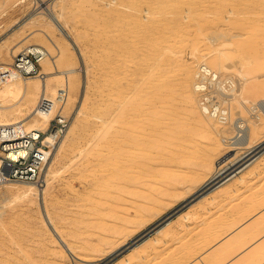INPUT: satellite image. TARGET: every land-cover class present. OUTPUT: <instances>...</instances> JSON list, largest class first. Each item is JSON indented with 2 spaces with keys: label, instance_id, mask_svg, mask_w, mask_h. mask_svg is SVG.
Instances as JSON below:
<instances>
[{
  "label": "rangeland",
  "instance_id": "rangeland-1",
  "mask_svg": "<svg viewBox=\"0 0 264 264\" xmlns=\"http://www.w3.org/2000/svg\"><path fill=\"white\" fill-rule=\"evenodd\" d=\"M40 1L44 2L43 7L52 2L51 0ZM60 4L55 6V10L57 11L56 13L61 12L60 23L62 30L49 22L44 14L45 10L40 7L38 0H26L21 3L20 0H0V67L12 65L13 59L17 54L28 46L36 45L43 47L52 55L58 70L76 69L71 78L72 92L65 106L62 107L60 103L54 102L58 104L56 113L61 112L67 123L61 132L63 136L60 148L43 171L44 174L42 172V179H48L49 183L46 189V200H43V198L39 200L37 196H33L31 201H25L17 192V188L25 187L20 184L21 182L13 181L11 186L8 187L0 184V264H112L116 261L118 264H124L125 255L138 242L126 245L122 249L117 250V253L115 251L110 255L109 253L122 243L128 242V239L134 237L137 233L139 234L136 241H141L139 239L142 238L143 240L145 237L155 234L157 230L165 225L167 226L169 221L173 220L177 214L187 211V208L194 204L196 199L201 198L200 195L190 201L194 197L191 198L190 196L192 193L198 192V189L208 177L200 176L201 178L199 177L197 180L192 181L190 176L194 167L170 162L171 157L176 156L177 152H168L170 156L168 153L163 152L165 154L160 153L159 156L157 155L158 157H155L153 152L148 154V156L150 155L148 159L153 162L148 160L150 173L147 177L149 181L147 183L149 184L146 185V188L148 189L149 187L148 195L152 199L149 212L145 218L133 221L132 227H130L132 230L128 229L129 231L125 230V232L118 234L111 233V230L108 231L109 225L120 224L121 221L116 216L114 217L108 213V216L107 214L102 215V219L95 215L96 213L91 214L99 203L105 205L103 208L109 206L107 200L103 198L107 194L104 192L112 190L107 185L114 180V177L111 176L116 168V161L113 160H115L117 152H114V150L119 145V136L123 135L121 133H126V120L122 117V113L128 112V102L134 101V98L142 97L152 102L157 95L155 94L156 91L164 86L173 84L169 88L173 89L174 93L162 105L157 104L158 107H163L165 104V106H168L163 107L165 109L164 115L160 114L159 116L165 119L166 127H173L174 134H172V131L169 132L171 138L193 136L192 138L196 142H200V144L197 143L198 148H209L210 142H212L209 137L216 140L218 138L221 146L215 152H211L213 162L222 159L225 155L229 156V159L239 157L247 151L256 149L257 146L256 152L263 150L264 121L262 120L264 117L261 115L260 121L257 120L256 115L258 112L256 113L253 110V106L255 101L264 96V0H64L62 5ZM33 12L37 13V15L36 19L31 23L18 28L15 26L16 22L23 21L25 17ZM141 13L142 15H140ZM136 19L140 22H135ZM141 19L143 20L141 21ZM161 27H164L165 31ZM130 32L132 33L130 34ZM219 33H224L225 39L227 38L228 40L225 46L227 69L220 71L219 74L223 79H229L235 85L233 86V84L230 85L229 83L228 87L224 85V91L216 87L218 97L215 96L216 94L213 95L214 98L221 99L222 104H226L228 109L226 114L228 119L230 118L227 121L229 124L222 121V124L218 125L215 123L217 118L213 117L215 119L213 121V119L203 116L199 110L197 94L194 93L195 110L197 114H200H198V117L208 124L206 126L203 123L207 129H210L208 131L211 134L209 133L207 136V133L204 134L199 128L191 127L189 122L184 120L186 118L182 114L186 111L181 94V81L180 83L177 81L181 80L179 75H181L180 71L183 69L182 65L191 64L195 72L200 64L199 62L204 60L205 57L207 61H209V58L211 60L210 54L206 53L217 48L218 44L216 42L213 44L212 38L219 35ZM129 34L130 37L128 36ZM140 34L141 37L139 36ZM131 35H135L133 36L134 38ZM147 36L150 37L148 38ZM137 37L139 39L143 37L139 41L141 43L138 42L139 39ZM208 38L211 39L209 40ZM130 41H133V43ZM149 41L151 44H148ZM142 42H146L148 46H145L146 44L144 45ZM134 44L137 45V48ZM143 47L145 48L143 49ZM123 49L126 51H123V53L125 52L124 54L121 53ZM205 54L206 56H203ZM122 55H124L123 58ZM126 55L131 56V58L126 57ZM124 57L127 58L131 66H127L129 63L126 60L127 64L123 61ZM140 57L143 58L142 63V58ZM159 57H161L160 61L165 64L161 62L158 64ZM137 58L140 59V62H138ZM116 60L118 62L121 60V63L116 62ZM133 60L134 62L138 61L133 63ZM149 60L153 62H150V64ZM115 63L122 64L121 68L124 70L120 69V65L118 66ZM112 64L114 65L112 66ZM114 66L117 67L114 68ZM140 66L147 68L143 67L142 69ZM49 67H51V64ZM128 67L131 69H128ZM162 68L164 69L162 70ZM212 68L215 67L212 66ZM215 70L217 71L216 68ZM139 75H141V78L138 77ZM157 75H160V79H158ZM168 76L172 78L171 81ZM166 77L169 79H166ZM130 78L133 83H131ZM146 78L148 79L146 80ZM150 78L154 80H150ZM192 78L194 79V77ZM120 79L121 81H119ZM155 79L161 80L159 82L161 86L155 82ZM193 79L190 81L191 90ZM147 81L148 83H146ZM164 82L168 83V85ZM163 83L164 85H162ZM122 84L125 90H123V86L121 89ZM147 84L152 87L155 86L154 89L151 87L152 90H148L150 86ZM150 91L154 95H151ZM254 93L257 96H254ZM14 95L15 93L10 91L0 81V104L6 103ZM148 97H151V100ZM146 99L145 101H147ZM14 100L8 103H13ZM36 104L37 102L30 104L29 107L24 108L21 112L15 108L10 109L6 112L7 116L3 119L10 120L24 117L31 112ZM80 104H83L86 109L80 108L83 107ZM117 106L120 107L118 108ZM173 108L176 109L174 110ZM76 109L81 111H75ZM176 115H180V117ZM238 121L245 122L250 127H253L254 123L263 122V124L258 125L259 129L257 128L254 132L251 149H239L235 148L236 145L231 144L234 140L231 137L236 134L234 123ZM106 122L108 123L106 124ZM120 125H124L125 128ZM24 126L33 128L34 125L28 122ZM192 129L194 130L192 131ZM183 134L187 136H183ZM204 138L205 140L207 139L206 142ZM221 139H225L227 145ZM112 141L115 143L113 144ZM116 144L117 146H115ZM112 148L116 149L113 150ZM155 153L157 154V152ZM184 153L186 155L190 154L192 158L205 152H200L199 154L198 152H194V154L193 152H181V154ZM161 155L164 156H162V159L160 158ZM113 157L114 159H112ZM193 161L196 160L194 159ZM152 166L153 169L154 167L156 169L153 170ZM249 170L252 171L248 172ZM109 175L112 179L109 178ZM207 176H210V174ZM240 177V180L236 179L238 182L262 179L264 177V156L258 161L255 168L250 167L242 171ZM213 186L211 185L209 189ZM236 194L234 196L239 195V189ZM215 211L213 210V212ZM188 218L189 221L191 220L192 226L184 228L185 220L181 218L179 226L176 225L170 230L174 233H171V239L169 238L168 242L165 243L166 245L164 244L160 249H157L156 252L159 251L160 256L154 251L156 255L154 252L150 253L145 262L137 263L135 261L133 263L183 264L184 258L189 257L192 252L184 241H181L178 248H174L176 239L174 236L177 234L174 230H178L181 234L184 230V232L186 231L185 234H187L194 225L197 226L200 223L198 215L196 216L197 219L193 220L188 214ZM101 220L102 222H107V224L105 222V224L102 223ZM168 230H164L163 233ZM63 244L72 247V255L65 251L67 248ZM95 247L98 248L96 249ZM103 251L104 253H101ZM177 251L180 252V255H178L180 259H177ZM62 253L64 254L62 255ZM85 258L86 260H84ZM174 259L176 260L173 261Z\"/></svg>",
  "mask_w": 264,
  "mask_h": 264
},
{
  "label": "bare ground",
  "instance_id": "bare-ground-1",
  "mask_svg": "<svg viewBox=\"0 0 264 264\" xmlns=\"http://www.w3.org/2000/svg\"><path fill=\"white\" fill-rule=\"evenodd\" d=\"M26 0H20V3L21 2H25ZM40 2V7L45 10L44 11V14L46 16V18H48L49 22L51 24H53L55 27L59 28L62 30V25L60 23V17H61V12L60 13H56L57 11L55 10V6H59L58 4L61 3L60 5H62L63 1L64 0H51L52 2L47 6L43 7V4L44 2H41L40 0H38ZM39 7V8H40ZM46 12V13H45ZM147 12V11H146ZM145 12V13H146ZM64 13V11H63ZM147 14V13H146ZM36 15L37 13L33 12V13H30L27 17H25V19L23 21H19V22H16L15 26L18 28V27H22L24 25H27L28 23H31L34 19H36ZM142 15V13L140 14ZM144 17V16H143ZM146 17V16H145ZM63 18V17H62ZM132 18V17H131ZM141 18V17H140ZM139 19V17H138ZM145 19V18H143ZM141 19V21L143 20ZM138 20L136 19L135 22H137ZM140 22V21H138ZM134 24V23H133ZM132 24V25H133ZM141 24V23H140ZM142 25V24H141ZM149 25V24H148ZM139 26V24H138ZM67 27V26H66ZM131 27V26H130ZM144 27V25H143ZM142 27V28H143ZM146 27V26H145ZM138 28V27H137ZM141 28V27H139ZM161 28H164V27H161ZM167 28V27H166ZM146 29V28H145ZM149 29V28H148ZM130 30V29H129ZM144 30V29H142ZM147 30V29H146ZM151 30V29H150ZM157 30V29H156ZM162 30V29H161ZM159 30V31H161ZM131 31V30H130ZM136 31V30H135ZM164 31H165V28H164ZM125 32V31H124ZM138 32V31H137ZM136 32V33H137ZM162 32V31H161ZM127 33V31H126ZM132 32H130L131 34ZM134 33V32H133ZM145 33V32H144ZM130 34L128 35L130 37ZM143 34V33H142ZM157 34H158V31H157ZM163 35V34H162ZM132 36V35H131ZM135 36V35H133ZM132 36V37H133ZM141 37V34L139 35ZM144 36V35H143ZM155 36V35H154ZM159 36V35H158ZM161 36V34H160ZM131 37V38H132ZM148 37V36H147ZM150 37V36H149ZM148 37V38H149ZM165 37V36H164ZM127 38V36H126ZM134 38V37H133ZM132 38V39H133ZM138 38V37H137ZM143 38V37H142ZM142 38H138V42L141 41ZM148 38H146L148 40ZM155 38V37H154ZM136 39V37H135ZM209 39V38H208ZM211 39V38H210ZM209 39V40H210ZM121 40V39H120ZM144 40V39H143ZM142 40V41H143ZM161 40V38H160ZM159 40V41H160ZM227 38L225 39V34L224 33H219V35H217L216 37H213L212 38V41H213V44L216 42V44H218L217 48L216 49H213L211 52L209 53H206V54H210L209 56H211V60L209 58V61H207L205 58L204 60H202L201 62H199L200 64L197 66L195 72L193 71V67L191 64H186V65H182L183 69L180 71L181 72V80L177 81L180 83L181 81V94H182V98H183V102H184V109H185V113L182 114V115H185L184 119L185 121L189 122V124L191 125V127H194L196 129H200L202 131V133L206 134L207 133V136L208 134L210 133L208 130L210 129H207L205 127L208 126V124H206L204 121H202V119H199L198 117V114L195 110V103H194V93L197 94V98H198V106H199V110L201 112V114L203 116H205L206 118H211L213 119V117L211 115H206L204 114V111H202V107L200 106V97L198 96V92L197 90L199 88H201L202 86L200 85V82L198 80V76L201 74V68L211 74H214V76L216 78L219 77V80H216L215 83H214V86L215 87H218V88H223L222 87V84L223 82H227L229 83L230 85L233 84V82L229 79H223L221 76H220V71L222 70H226L227 69V66H226V55H225V46L226 44L228 43V40ZM125 41V39H124ZM146 41V40H145ZM151 41V40H150ZM148 42V44L151 42ZM158 41V40H157ZM156 41V42H157ZM162 41V40H161ZM133 43V41H130ZM166 42V41H164ZM141 43V42H139ZM143 43V42H142ZM131 44V43H130ZM145 46H148V44L145 42L143 43ZM142 44V46H144ZM156 44V43H155ZM158 44V43H157ZM137 48V45L134 44ZM133 45V46H134ZM164 45V44H162ZM141 46V45H140ZM141 46V47H142ZM156 46V45H155ZM43 48V47H42ZM145 47H143L144 49ZM154 48V47H153ZM213 48V47H212ZM130 49V48H128ZM141 49V48H140ZM132 50H133V47H132ZM146 50V49H145ZM151 50V49H150ZM157 50V49H156ZM160 50V49H159ZM123 51H125L124 49L122 50L121 53H123ZM135 51L137 52V50L135 49ZM154 51V50H153ZM166 51V50H165ZM164 51V53H165ZM47 54L46 56L41 60L40 62V66H41V69H40V73L38 76L36 77H32V78H23L21 79L20 77V74L18 71L15 70V68L12 66V65H8V66H1L0 67V81L3 82L4 85L7 86V88L10 90V91H13V93H15V95L13 97H11L6 103L4 104H0V126L1 125H13V124H26L28 122H31L33 126V128H29V129H34V130H46L47 128V124L49 123V121L55 116H59L61 114V112H58L56 113V107L58 106V104H55V103H60L61 106H65L66 102H67V99L68 97L70 96L71 94V78H72V75L76 72V69L75 68H67V69H64V70H58L57 69V66L55 64V61L52 57V55L46 51ZM126 52V51H125ZM124 52V53H125ZM150 52V51H149ZM213 52V53H212ZM120 53V52H119ZM123 53V54H124ZM203 53V52H202ZM10 54V53H9ZM129 54V53H128ZM141 54V52H140ZM147 54H148V51H147ZM193 54H195L193 52ZM203 55V56H206ZM132 55H134L132 53ZM143 55V54H142ZM154 55V54H153ZM158 55V54H157ZM124 55H122V58H123ZM128 55H126L127 57ZM144 56V55H143ZM142 56V57H143ZM146 56V54H145ZM156 56V54H155ZM159 56V55H158ZM162 56V55H160ZM164 56V54H163ZM193 56V55H192ZM208 56V57H209ZM107 57V56H106ZM105 57V58H106ZM124 57L123 61L126 63H129L127 64V66H131L130 62H128L127 58ZM134 57V56H133ZM140 57V58H142ZM153 57V56H152ZM202 57V56H201ZM9 58V57H8ZM120 58V56H119ZM126 58V59H125ZM128 58H131V56ZM160 58L159 57V63L160 64ZM109 59V58H108ZM107 59V61H108ZM134 59V58H133ZM138 62H140V59L137 58ZM151 59V58H150ZM157 59V58H156ZM166 59V57H165ZM126 60V61H125ZM146 60V59H144ZM153 60V58H152ZM122 61V62H123ZM136 61V62H137ZM148 61V60H147ZM146 61V62H147ZM154 61V60H153ZM152 61V62H153ZM156 61V60H155ZM165 61V60H164ZM183 61V60H182ZM192 61V60H191ZM195 61V60H194ZM104 62V61H103ZM115 62V61H114ZM116 62H118L116 60ZM132 62V61H131ZM134 62L133 60V63H136ZM143 62V58H142V61L141 63ZM151 61L149 60V63ZM151 62V63H152ZM157 62V61H156ZM155 62V63H156ZM189 62V61H188ZM118 63H121V60L120 62ZM124 64V66H126ZM145 63V61H144ZM150 63V64H151ZM161 63H164V62H161ZM168 63V62H166ZM197 63V62H196ZM51 64V67H49ZM104 64V63H103ZM116 64V63H115ZM165 64V63H164ZM184 64V63H183ZM192 64H194L192 62ZM107 65V63H106ZM114 64H112L113 66ZM116 65H120V64H116ZM122 65V64H121ZM121 65L119 66L120 69L121 68ZM154 65V64H153ZM170 65H172L170 63ZM169 65V67H170ZM196 65V64H195ZM109 66V65H107ZM123 66V68H124ZM147 66V65H146ZM164 66V65H163ZM174 66V64H173ZM215 67L217 69V71L215 70V68H212ZM117 66H114V68H116ZM141 67V66H140ZM144 67V66H143ZM143 67H141L143 69ZM149 67V66H148ZM154 67V66H153ZM156 67V66H155ZM166 67V66H165ZM169 67H166V68H169ZM109 68V67H108ZM130 67H128L129 69ZM144 68H147V67H144ZM151 68V67H150ZM157 68V67H156ZM161 68V67H160ZM131 69V68H130ZM164 68H162L163 70ZM113 70V69H112ZM124 70V69H122ZM156 70V69H155ZM111 71V70H110ZM148 71V70H146ZM145 71V73H146ZM159 71V70H158ZM175 71V70H174ZM172 71V72H174ZM219 71V72H218ZM114 72V71H113ZM125 72V71H124ZM127 72V71H126ZM155 72V71H154ZM161 72V70H160ZM163 72V71H162ZM128 73H129V70H128ZM127 73V74H128ZM158 73V72H156ZM165 73V72H164ZM133 74V73H132ZM142 74V73H140ZM148 74V73H147ZM166 74V73H165ZM164 74V75H165ZM171 74V72H170ZM169 74V76H171ZM175 74V73H173ZM179 74V73H178ZM108 75V74H107ZM110 75V74H109ZM125 75V74H124ZM130 75V74H129ZM134 75V74H133ZM146 75V74H145ZM143 75V76H145ZM162 75V76H164ZM126 76V75H125ZM128 76V75H127ZM141 75H139L138 77H140ZM156 76V75H155ZM158 77L160 75H157ZM166 76V75H165ZM168 76V77H169ZM175 77V75H173ZM178 76V75H177ZM178 76V77H179ZM118 77V76H117ZM132 77V75H131ZM146 77V76H145ZM168 77H166V79H169ZM172 77V76H171ZM194 77V79L192 78ZM127 78V77H126ZM141 78V77H140ZM144 78V77H143ZM142 78V80H143ZM162 78V77H161ZM173 78V77H172ZM170 78L169 80L171 81ZM124 79V78H123ZM131 79V78H130ZM133 79H136V78H133ZM138 79V78H137ZM136 79V80H137ZM145 79V78H144ZM148 78H146L147 80ZM160 79V77L158 78ZM157 79V80H158ZM164 79V78H163ZM165 79V80H166ZM177 79V78H176ZM191 79H193V83H192V90H191V85H190V81ZM125 80V79H124ZM127 80V79H126ZM145 80V81H146ZM150 80H154V79H151ZM156 80V79H155ZM155 81L156 83H159L160 81ZM164 80V81H165ZM121 81V79L119 80ZM149 81V80H148ZM148 81L146 83H148ZM174 81V80H173ZM141 82V81H140ZM139 82V83H140ZM175 82V81H174ZM91 83V82H90ZM123 83V82H122ZM125 83V81H124ZM131 83L132 82V79H131ZM138 83V82H137ZM150 83V81H149ZM154 83V82H153ZM165 83V82H164ZM164 83L162 85H164ZM144 84V83H143ZM142 84V86H143ZM161 83H159L158 85H160ZM166 85H168V83H165ZM176 84V82H175ZM115 85V84H114ZM113 85V86H114ZM128 85V84H127ZM130 85V84H129ZM141 85V84H139ZM148 85V84H147ZM154 86V84H152ZM235 84H233L234 86ZM122 86L123 84L121 85V89H122ZM126 86V84H125ZM150 86V85H148ZM161 86V85H160ZM170 86H173V84H171ZM169 85L168 86H164L163 88L159 89L158 91H156L155 94H157L155 96V99L154 101L152 100L149 101L148 99L146 98H142V97H139V98H134V101H129L128 102V112H123L122 113V117L125 118L124 120H126V128L124 125H120L122 128H125L126 130V133H121L123 135H120V141H119V145L116 148H112L114 150V152H117L115 154V160L113 161H116V168H115V172L113 173V176L114 177V180L112 182H110L107 187H109L110 189H112L111 191H107V192H104V193H107L106 194V197L103 198L105 200H107V204H109V206L107 208H103L105 205H101L99 203V205H96V208L93 210L94 212L91 214H95L97 215L98 217H101L100 219H102V215H106L107 213L108 214H112L114 217L116 216L120 221L121 223L120 224H111L112 226H108V231L111 230V233H120V232H125V230H128V229H131L130 227H132V223L134 220H138V219H142V218H145V216L147 215V213L149 212L150 210V204H151V198L149 197V187L148 189L146 188V185L149 184L147 183L148 181V175L150 173V165L148 163V154H155V157L158 155L161 154H165L163 152H174V153H178V156H177V153H176V156L174 155L173 157H171V163H174V164H182L183 166H192L194 167L192 170V174L191 176V180L192 181H195L197 180L200 176H205V177H208L206 179V181L202 184V186L200 187V189H198V192L203 190L204 187L206 186H213V184H216L214 185L212 188H208V190L206 192H204L202 195H201V199L195 204H192L189 208H187V211H185V214L183 215H186L187 218H188V214H189V217L192 216L193 214H197L198 213H202V211H206L207 213L209 212V210L211 209L210 207L216 205V204H221L219 203L220 200H224L223 198H227V197H232L234 196V194L238 193V189L236 188V185L232 186L231 185V182H233V184H235V182H238V180L236 179H241L240 177V173L242 172L243 168L244 167H256V164L258 163V161L264 156V149L261 150V151H257V147L256 149L252 150V151H247L246 153H244L243 155H240L239 157H236V158H228L229 156H224L222 159L218 160V161H215L213 162V159H212V154L211 152H215L216 149H219L220 148V142L218 141V138L217 140L216 139H213L211 137H209V139H212L210 142V149L209 148H198L197 146V143L192 137L190 136H187L186 134H183L186 135L187 137L186 138H179L178 137H172L169 136V132H173L172 134H174V130H173V127L169 128V127H166V123H165V119L161 116H159L160 114L164 115V108L163 107H168V106H165L163 105V107H158L157 104H163V102L167 101L166 99L169 98L170 95H172L174 93L173 89L169 88L170 87ZM179 86V84H178ZM224 86V85H223ZM261 86V85H260ZM259 86V87H260ZM264 86V85H263ZM262 86V88H263ZM90 87V86H89ZM131 87V86H130ZM152 86H150V88L148 90L151 89ZM155 87V86H154ZM154 87H152L154 89ZM175 87V86H174ZM177 87V86H176ZM124 88V86H123ZM136 88V86H135ZM135 88H134V91H135ZM137 88H138V85H137ZM262 88H260L261 90H263ZM115 89V88H114ZM128 89V88H127ZM143 89H145L143 87ZM113 90V89H112ZM125 90V88L123 89ZM122 90V91H123ZM132 90V89H131ZM142 90V89H141ZM152 90V89H151ZM257 90H259V88H257ZM117 91V90H116ZM132 91V92H134ZM154 91V90H153ZM131 92V91H130ZM145 92V90H144ZM151 92V91H150ZM251 92V91H250ZM109 93V92H108ZM143 93V92H142ZM147 93V92H146ZM145 93V95H146ZM176 93V92H175ZM105 94V93H104ZM110 94V93H109ZM108 94V95H109ZM122 94V93H121ZM132 94V93H131ZM137 94V92H136ZM124 95H127V94H124ZM142 95V94H141ZM151 95H154L152 94L151 92ZM179 95V94H178ZM123 96V95H122ZM130 96V95H129ZM128 96V97H129ZM134 96V95H133ZM149 96V95H148ZM254 96H257V94L255 95L254 93ZM86 97V96H85ZM104 97V96H103ZM127 97V98H128ZM153 97V96H152ZM177 97V96H176ZM118 98V97H117ZM132 98V97H131ZM150 100H151V97H148ZM171 98V97H170ZM174 98V97H173ZM181 98V97H180ZM196 98V99H197ZM257 98V97H256ZM15 99V100H14ZM41 99H46L50 102V104L52 105L51 106V109L49 111H46V112H43L41 111L40 109H38L37 105L39 103V101ZM119 99V98H118ZM145 99L147 101H145ZM11 100H14L13 103H8L10 102ZM127 100V99H126ZM179 100V99H177ZM81 102H83L82 100H80ZM85 101V100H84ZM121 101V100H120ZM182 101V100H181ZM37 102L36 106L31 110V112H29L27 115H25L24 117H21V118H13L14 119H10V120H7V119H3L7 116V111L10 110V109H17V111L21 112L24 108L26 107H29L30 104H33ZM55 102V103H54ZM123 102V101H122ZM80 103V102H79ZM84 103V102H83ZM87 103V102H86ZM85 103V104H86ZM113 103V102H112ZM125 103V101H124ZM120 104V103H119ZM173 104V103H171ZM176 104V103H174ZM83 105V104H82ZM80 104V106H82ZM113 105V104H112ZM121 105V104H120ZM179 105H182V104H179ZM79 106V105H78ZM86 106V105H85ZM170 106V105H169ZM183 106V105H182ZM87 107V106H86ZM118 108L120 106H117ZM80 108H85L84 105L83 107H80ZM79 108V109H80ZM171 108V107H169ZM86 109V108H85ZM96 109V108H95ZM174 109V108H173ZM176 109V108H175ZM174 109V110H175ZM126 110V109H125ZM168 110V109H166ZM181 111V109H179ZM198 110V109H197ZM253 110L256 111V113L258 112V114L256 115V118L257 120L261 119L260 116L262 115L264 117V96L260 97L257 101H255V104L253 106ZM75 111H78V109H76ZM81 110H79L78 112H80ZM83 111V110H82ZM173 111V110H172ZM223 112H226V109H222ZM17 113V112H16ZM171 113V112H169ZM178 113V111H177ZM81 114V113H80ZM179 114H181L179 112ZM230 114V113H229ZM83 115V114H82ZM171 115V114H170ZM181 115V116H182ZM200 115V114H199ZM177 116V115H176ZM11 117V116H10ZM11 117V118H12ZM87 117V116H86ZM85 117V118H86ZM175 117V116H174ZM177 117H180L177 116ZM232 117V116H231ZM114 118V117H113ZM88 119V118H87ZM216 119V118H215ZM213 119V121L215 120ZM222 120V118H220ZM230 119V118H229ZM228 119V120H229ZM86 120V119H85ZM115 120V119H114ZM123 120V119H122ZM170 121H172L171 119H169ZM182 120V119H181ZM219 120V119H216L215 120V123H217L218 125L219 124H222V121ZM77 121V120H76ZM87 121V120H86ZM169 121V122H170ZM176 121V120H175ZM209 121V120H208ZM260 121V120H259ZM264 121V119L262 120ZM261 121V123H254L253 127H250L248 126L247 123L245 122H242V121H238V122H235L234 123V130L236 132V134L231 137L232 139H234L231 144L233 145H236L235 148H239V149H245V148H252V140L254 138V132L255 130L258 128L259 129V126L258 125H261L263 124V122ZM81 122V121H80ZM174 122V120H173ZM210 122V121H209ZM258 122V121H256ZM105 123V122H104ZM108 122H106L107 124ZM113 123V122H112ZM177 123V122H176ZM176 123H174L176 125ZM205 123V125L203 124ZM214 123V122H212ZM228 123V122H227ZM229 124V123H228ZM231 124V123H230ZM253 124V123H252ZM110 125V124H109ZM115 125V124H114ZM117 125V124H116ZM119 125V124H118ZM171 125V124H170ZM188 125V124H187ZM190 125H188V127H190ZM224 125V124H223ZM76 126V125H75ZM82 126V125H81ZM104 126V125H103ZM222 126V125H220ZM229 126V125H228ZM109 127V126H108ZM180 127V126H179ZM224 127V126H222ZM183 128V127H182ZM187 128V126H186ZM215 128V127H214ZM264 128V127H263ZM102 129V128H101ZM100 129V130H101ZM120 129V128H119ZM175 129V128H174ZM185 129V128H184ZM184 129H180V130H184ZM190 129V128H189ZM222 129V128H221ZM261 129V127H260ZM107 130V129H106ZM194 129H192L193 131ZM216 130V129H215ZM214 130V131H215ZM200 131V132H201ZM183 132V131H182ZM188 132V130H187ZM195 133V132H194ZM98 134V133H97ZM180 135V133H178ZM211 134V133H210ZM196 135V134H194ZM62 136L63 135H60L58 139L55 140V134H52V135H47L46 136V141L50 144L53 145V148L50 152V157L44 167V170L45 168H47V166L50 164V162L52 161L54 155L56 154V152L58 151V149L60 148L61 146V142H62ZM117 136V135H116ZM198 136V135H197ZM210 136V135H209ZM212 136V135H211ZM115 137V136H114ZM213 137V136H212ZM117 138V137H115ZM197 138V137H196ZM207 138V137H206ZM199 139V138H198ZM207 140V139H206ZM205 138H204V141L206 142ZM223 142L226 143L227 145V142L225 139H221ZM201 141V140H200ZM108 142V141H107ZM113 142V141H112ZM115 142H113L114 144ZM203 143V142H202ZM201 143V144H202ZM208 143H209V140H208ZM118 144V143H117ZM117 144L115 146H117ZM200 144V142L198 143ZM206 144V143H205ZM259 145V144H258ZM264 145V144H263ZM110 146V145H109ZM108 146V147H109ZM207 146V145H206ZM205 146V147H206ZM209 146V144H208ZM101 147V146H100ZM114 147V146H112ZM110 148V147H109ZM260 148V147H259ZM98 149V148H97ZM111 149V150H112ZM110 150V151H111ZM112 150V151H113ZM96 152V151H95ZM100 152V151H99ZM109 153V151H107ZM157 152V154L155 153ZM181 152H186V153H189V152H198V154L200 152H205L204 154L200 153L199 156L197 155L196 157L193 156L192 158L190 157V154L186 155L185 153L184 154H181ZM111 154V153H110ZM109 154V155H110ZM169 154V153H168ZM196 155V154H195ZM157 156V157H158ZM162 156L161 155V159H162ZM170 156V154H169ZM111 157V156H110ZM152 157V155H151ZM150 157V158H151ZM164 157V156H163ZM168 157V156H167ZM170 158V157H169ZM114 159V157L112 158ZM155 159V158H154ZM165 159V158H163ZM191 159H195L197 161H193ZM151 160V159H150ZM149 162H152L150 161ZM159 160V158H158ZM110 161V160H109ZM163 161V160H162ZM168 161V160H166ZM153 163V162H152ZM169 163V162H168ZM155 165V163H154ZM158 166V165H157ZM169 166V165H168ZM238 166L237 168H234ZM114 167V166H113ZM161 167V166H160ZM158 167V168H160ZM212 167L215 169L212 170ZM112 168V167H111ZM162 168V167H161ZM170 168V167H169ZM52 169V168H51ZM152 169H153V166H152ZM154 169H156V167H154ZM153 169V170H154ZM163 169V168H162ZM160 169V170H162ZM43 170V171H44ZM159 170V169H157ZM171 170V169H169ZM172 171V170H171ZM170 171V172H171ZM156 172V171H155ZM160 172V171H159ZM162 172V171H161ZM174 172V171H173ZM109 173V172H108ZM111 173V172H110ZM172 173V172H171ZM190 173V172H189ZM8 174V169H6L4 167V165L0 162V184H2V186H11L12 182L13 181H9V180H6L4 179V177H6ZM44 174V172H43ZM157 174V173H156ZM161 174V173H160ZM173 174V173H172ZM178 174V173H177ZM182 174V173H181ZM208 174H210V176H207ZM48 175V174H47ZM108 175V174H107ZM109 175V176H110ZM158 175V174H157ZM163 175V174H162ZM186 175V176H187ZM4 176V177H3ZM49 176V175H48ZM111 176L109 177L110 179ZM187 176V177H188ZM156 177V176H155ZM161 177V176H160ZM165 177V176H164ZM45 178V176H44ZM49 178V177H48ZM163 178V177H162ZM201 178V177H200ZM48 179H43V183L41 186H37L36 184L34 183H27V182H21L20 184L22 186H25V187H22V188H17V192L20 194V197L23 198L25 201H31L32 200V197L33 196H37L38 199L40 200L41 198H43V200H46V189H47V186H48ZM18 182V181H16ZM106 182V181H104ZM149 182V181H148ZM104 185V184H102ZM206 185V186H205ZM15 186V184H14ZM18 186V185H17ZM105 186V185H104ZM16 189V187H15ZM105 190V189H104ZM107 190V189H106ZM103 192V191H101ZM197 192V193H198ZM197 193H192V195L190 196L191 198L193 196H195ZM237 195V194H236ZM189 197V198H190ZM140 199V200H137V199ZM185 200V199H183ZM188 200V199H187ZM42 201V200H41ZM95 201V199H94ZM98 201V199H97ZM96 201V202H97ZM102 201V200H100ZM99 201V202H100ZM139 201V202H138ZM186 201V200H185ZM43 202V201H42ZM106 202V201H104ZM160 202V201H158ZM225 202V201H223ZM103 203V202H102ZM40 204V203H39ZM98 204V202H97ZM106 204V203H104ZM224 206V205H223ZM40 207V206H39ZM94 207V206H93ZM222 207V206H221ZM41 208V207H40ZM91 208V207H90ZM104 211H106L105 213H103ZM191 211V212H190ZM205 213V212H204ZM203 213V214H204ZM107 214V216H108ZM192 214V215H190ZM186 216L182 217L180 216L181 218L185 219ZM178 217L177 219H173L171 221H169V224L166 226H163L161 229L157 230L155 232V234H151L150 236L148 237H145L143 240L142 238L139 239L141 241H136L137 239V235L139 233H137L134 237L128 239V242H124L122 243L119 247H117L115 250H112L109 255L112 253V252H116L117 250H120L122 249L123 247H125L126 245L128 244H132L134 242H138V243H135V245L132 246L130 252H128L126 255H125V258L123 259L125 262L124 264H131L133 262H137V263H143L146 261V258L148 257V255L152 252H156L157 249L160 247H162V245H164L165 243L168 242L169 238L171 239V236L172 233L170 230L173 229L176 225H178L181 221V218ZM112 218V217H111ZM186 218V219H187ZM105 219V218H104ZM182 219V220H183ZM189 219V218H188ZM191 221V220H190ZM189 220H185V223H184V228L186 227H190L191 223H190ZM100 222V221H99ZM102 222V220H101ZM105 222V221H104ZM102 222V223H104ZM102 223H100L102 225ZM107 224V222H105ZM104 223V224H105ZM112 223V222H111ZM110 224V223H109ZM106 226V225H105ZM169 226V227H168ZM179 226V225H178ZM192 226V225H191ZM134 228V227H133ZM169 230H168V229ZM106 230V229H105ZM132 230V229H131ZM164 230H168V231H165V233H163ZM176 230V229H175ZM174 230V232L176 233V231ZM129 231V230H128ZM167 232V233H166ZM172 233V234H171ZM175 237V236H174ZM112 239V238H111ZM126 240V239H125ZM65 243V242H63ZM166 245V244H165ZM64 247H66L67 249L65 250L67 253L69 252V254L72 255V247H68L66 244H63ZM99 246V245H98ZM96 248V247H95ZM98 248V247H97ZM96 248V249H97ZM100 248V247H99ZM74 249V248H73ZM100 250V249H99ZM74 252V251H73ZM95 252V251H94ZM97 252V251H96ZM154 252V254H155ZM101 253H104L101 252ZM117 253V252H116ZM158 253L157 255H159V251L156 252ZM64 253H62L63 255ZM153 254V255H154ZM87 255V254H86ZM90 255V254H89ZM115 255V254H114ZM156 255V254H155ZM74 256V255H73ZM160 256V255H159ZM85 257V256H84ZM96 257V255H95ZM94 257V258H95ZM162 257V256H161ZM87 258H93V257H87ZM93 258V259H94ZM100 258V257H98ZM108 258V257H107ZM86 260V258L84 259ZM97 260V259H96ZM103 260V259H102ZM164 260V259H163ZM162 260V261H163ZM182 260V259H181ZM89 261V260H87ZM104 261V260H103ZM102 261V262H103ZM161 261V262H162ZM94 262V261H93ZM164 262V261H163ZM92 263V261H91ZM97 263V262H96ZM100 264H103V263H100ZM112 264H118V262H114ZM134 264V263H133ZM136 264V263H135Z\"/></svg>",
  "mask_w": 264,
  "mask_h": 264
},
{
  "label": "crops",
  "instance_id": "crops-1",
  "mask_svg": "<svg viewBox=\"0 0 264 264\" xmlns=\"http://www.w3.org/2000/svg\"><path fill=\"white\" fill-rule=\"evenodd\" d=\"M231 185L239 189L238 196L223 198L208 213H198L200 223L187 234L176 231L174 248L184 241L192 252L183 264H264V177ZM183 214L185 211L175 218L186 216ZM196 216L190 217L194 220Z\"/></svg>",
  "mask_w": 264,
  "mask_h": 264
},
{
  "label": "built area",
  "instance_id": "built-area-1",
  "mask_svg": "<svg viewBox=\"0 0 264 264\" xmlns=\"http://www.w3.org/2000/svg\"><path fill=\"white\" fill-rule=\"evenodd\" d=\"M44 48L31 45L22 50L13 59L12 66L23 78L36 77L40 73V62L46 56ZM202 86L197 90L200 97V106L204 114L211 115L223 121H228L226 104L217 99V88L214 86L216 78L201 68V74L197 77ZM229 86L223 82L224 86ZM216 94V95H215ZM213 95L216 97L214 98ZM51 104L46 99H41L37 105L43 112L51 109ZM226 108V112L222 109ZM67 120L59 115L54 116L46 130L29 129L24 124L1 125L0 126V162L8 169L4 179L9 181L34 183L41 186L43 183L42 172L50 157L53 145L46 141L47 135L55 134V140L61 135Z\"/></svg>",
  "mask_w": 264,
  "mask_h": 264
},
{
  "label": "water",
  "instance_id": "water-1",
  "mask_svg": "<svg viewBox=\"0 0 264 264\" xmlns=\"http://www.w3.org/2000/svg\"><path fill=\"white\" fill-rule=\"evenodd\" d=\"M206 186V185H205ZM209 186L204 187L203 190L199 191L190 201L194 200L195 198H197L198 196L202 195L204 192H206L208 190ZM189 201V202H190Z\"/></svg>",
  "mask_w": 264,
  "mask_h": 264
}]
</instances>
